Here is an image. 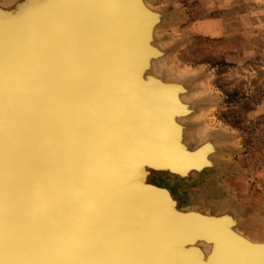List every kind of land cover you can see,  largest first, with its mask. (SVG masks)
<instances>
[{
	"label": "bare ground",
	"instance_id": "obj_1",
	"mask_svg": "<svg viewBox=\"0 0 264 264\" xmlns=\"http://www.w3.org/2000/svg\"><path fill=\"white\" fill-rule=\"evenodd\" d=\"M168 13L153 0H0V264H264L243 208L182 194L219 168L224 136L198 125L204 94L169 60ZM100 35L107 69L101 44L92 64L81 43Z\"/></svg>",
	"mask_w": 264,
	"mask_h": 264
},
{
	"label": "rangeland",
	"instance_id": "obj_2",
	"mask_svg": "<svg viewBox=\"0 0 264 264\" xmlns=\"http://www.w3.org/2000/svg\"><path fill=\"white\" fill-rule=\"evenodd\" d=\"M153 1L169 12L162 34L171 64L204 94L198 125L224 136L219 168L182 194L214 213L243 208L264 240V0Z\"/></svg>",
	"mask_w": 264,
	"mask_h": 264
},
{
	"label": "water",
	"instance_id": "obj_3",
	"mask_svg": "<svg viewBox=\"0 0 264 264\" xmlns=\"http://www.w3.org/2000/svg\"><path fill=\"white\" fill-rule=\"evenodd\" d=\"M107 30H111V28H109L108 27V29ZM102 35H100L99 37H100V39H101V42H100V40L98 39L97 40V42L95 41V43H96V46H93V43H92V40L91 39H82V41H81V43H85V45H84V47H85V51H83V52H85V53H87V54H89L90 53V55H89V58H91L90 60H91V62H92V64H94V62L96 61L95 60V58L94 57H91L92 55V53L91 52H93L92 51V47H96L97 49L99 48V47H97L98 45H100L101 44V49L102 50H100L99 52L101 53L102 52V54H104V64H105V69H107V52H109V51H111L112 50V45H113V43H112V40H111V38L108 36V38L106 39L105 38V36L103 37L104 38V40H105V43L107 42V48L105 49V48H103V45H102V37H101ZM89 50H91V51H89ZM94 51H96V49H94ZM95 53H98V51H96V52H94V54ZM123 52H121L120 54H122ZM112 54H113V52H112ZM111 54V52L109 53V55H110V57L111 58H114V55H112ZM95 55H98V54H95ZM102 56V55H101ZM122 56H123V54H122ZM98 61H99V58H98ZM110 62V61H109ZM98 65V62L96 63V66ZM111 66V65H110ZM112 86V85H111ZM114 86V85H113ZM121 87H123V86H121ZM114 88V87H113ZM116 89V88H115ZM121 90H125L124 89V87L121 89ZM113 90L112 89H110V92H112ZM114 91H116V92H118L119 90H114ZM65 93H63V97H64V102L66 103V104H64V106L63 107H66V105H67V103H68V101H69V96H67V95H69L68 94V92H66V91H64ZM79 92V93H78ZM77 92V97H76V99H78L77 101H79V103H83V101L84 102H86V95H85V93H84V91H83V89L80 91H78ZM124 91H122V93H123ZM115 93V92H114ZM114 93L112 92L111 93V96H113L114 95ZM125 93V92H124ZM70 104V103H69ZM62 106V105H61ZM33 107H35V106H33ZM65 110L67 109V108H64ZM32 116L34 117V114L32 113ZM36 117V116H35ZM34 117V118H35ZM57 118H56V122L58 123V121L60 120V122L61 123H63V125H62V127L64 128L65 127V125L64 124H66V122L67 121H69V118H68V116H66V114H65V111H63V112H61V113H59L57 116H56ZM59 119V120H58ZM53 120H54V118H53ZM60 125V124H59ZM67 127V126H66ZM92 171H94V169H92ZM91 173V175L89 176V177H91V176H97V172H90ZM98 177H96V179H97ZM90 179H94V178H90ZM21 211V209L18 211V215H22V216H24L23 215V212H20ZM90 216L92 217V218H95L94 217V215H93V213L91 214L90 213ZM207 218L206 219H208V218H220L221 220H223V219H225V217H226V215H225V213H223L222 215H219V216H216V215H209V216H206ZM92 223V222H91ZM90 232H92V230H90ZM74 234V233H73ZM81 234V233H80ZM82 237H84V236H87L86 234H84V235H81ZM3 242V241H2ZM1 242V243H2Z\"/></svg>",
	"mask_w": 264,
	"mask_h": 264
}]
</instances>
